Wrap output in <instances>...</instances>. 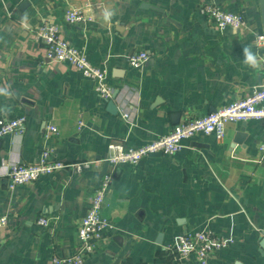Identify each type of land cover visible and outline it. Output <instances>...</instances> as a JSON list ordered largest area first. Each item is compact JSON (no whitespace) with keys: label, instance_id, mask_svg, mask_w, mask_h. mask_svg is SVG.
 Listing matches in <instances>:
<instances>
[{"label":"crops","instance_id":"obj_1","mask_svg":"<svg viewBox=\"0 0 264 264\" xmlns=\"http://www.w3.org/2000/svg\"><path fill=\"white\" fill-rule=\"evenodd\" d=\"M208 6L242 15L244 25L217 30ZM70 8L91 21L67 24ZM105 10L114 13L109 21ZM44 22L105 73L118 92L114 114L91 79L46 59L33 38ZM262 34L260 0H0V88L9 93L0 95V120L26 117L21 136L0 138V168L34 163L44 148L52 160L91 164L13 190L0 178V264H51L75 253L89 199L106 173L112 182L101 213L109 226L83 264H178L175 238L199 231L232 240L208 264H264L263 123L229 124L222 141L196 134L174 155L104 167L108 145L143 146L258 89L262 70L242 61L244 47L263 56ZM138 51L149 59L134 69L127 57ZM47 125L57 134L45 138ZM41 217L48 226L37 224Z\"/></svg>","mask_w":264,"mask_h":264},{"label":"built area","instance_id":"obj_2","mask_svg":"<svg viewBox=\"0 0 264 264\" xmlns=\"http://www.w3.org/2000/svg\"><path fill=\"white\" fill-rule=\"evenodd\" d=\"M206 13L214 28L220 31L227 28L236 30L244 25L242 15L222 11L216 6H208ZM64 21L67 24L75 25L91 21V18L85 16L79 9L70 8L64 14ZM33 38L45 47L46 59L55 63L69 64L84 77L94 82V91L101 100L111 99L113 89L107 84L105 73L91 65L81 50L63 40L56 24L50 22L40 24L34 29ZM256 42L263 48L264 56V34L257 36ZM148 59L149 55L146 52L138 51L127 57V63L131 68L138 69ZM262 78L259 88L253 90L248 96L204 117L185 120L174 126L168 134L143 146L133 148L123 143L108 145V156L105 161L111 167L136 165L150 155L176 154L183 148V142L193 138L196 134L222 141L226 136V128L229 124L255 120L264 125V70H262ZM122 117L126 118L127 115L123 114ZM25 122V116L0 120V138L7 135L21 136L25 131ZM81 126L82 122L79 121L78 128ZM55 134H57V129L53 125H47L45 138ZM259 150L261 162L264 164V143L259 146ZM51 157L52 151L44 148L39 159L34 163L17 162L9 164L4 170L0 168V178H6L8 189L13 190L16 187L32 183L41 176L50 175L62 169L73 168L76 171H81L88 169L91 165L89 162L66 164L52 160ZM111 182L112 174L106 173L89 199L88 210L82 218L77 232L78 249L70 256H54L51 259V264H83L85 257L95 251L102 239L103 231L109 226L108 220L102 216L101 212ZM37 224L46 227L49 221L41 217ZM5 225L6 218L2 216L0 217V226ZM231 243L232 240L229 238L199 231L177 236L170 249L176 254L178 264H208L211 255L227 248Z\"/></svg>","mask_w":264,"mask_h":264},{"label":"clouds","instance_id":"obj_3","mask_svg":"<svg viewBox=\"0 0 264 264\" xmlns=\"http://www.w3.org/2000/svg\"><path fill=\"white\" fill-rule=\"evenodd\" d=\"M113 14L112 11L105 10L103 13L105 21H109ZM242 62L245 66H248L253 70H264V56L252 51L250 47L243 48ZM0 95H9V93L6 89L0 88Z\"/></svg>","mask_w":264,"mask_h":264},{"label":"water","instance_id":"obj_4","mask_svg":"<svg viewBox=\"0 0 264 264\" xmlns=\"http://www.w3.org/2000/svg\"><path fill=\"white\" fill-rule=\"evenodd\" d=\"M261 2V6H262V16H263V19H264V0H260ZM119 74V73H118ZM117 91H114L112 96H111V99L108 101L107 103V109L110 113L114 114L116 112V108H115V104H114V100L116 98V95H117ZM239 140L242 139L243 137L241 136V134L238 136ZM239 140H237L239 142ZM158 155H161V154H154L152 156H158ZM108 165V163L106 162L104 164V167H106ZM259 244L260 246L264 249V232L262 233L260 239H259Z\"/></svg>","mask_w":264,"mask_h":264}]
</instances>
